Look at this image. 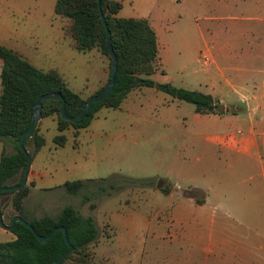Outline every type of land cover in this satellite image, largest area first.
<instances>
[{"label": "rangeland", "instance_id": "374dc122", "mask_svg": "<svg viewBox=\"0 0 264 264\" xmlns=\"http://www.w3.org/2000/svg\"><path fill=\"white\" fill-rule=\"evenodd\" d=\"M119 1L124 9L142 14L157 0ZM175 1H157L163 4L168 15L166 30L159 39L162 65L158 64L157 71L150 76L157 87L136 84L118 108L102 106L77 135L72 133V127L64 130L62 133L67 140L63 146L52 140L60 133L55 118L45 116L43 119L46 143L31 160L33 183L27 184L29 193L24 197V214L28 219L35 214L55 217L64 206L70 205L80 214L91 216L97 229V240L88 245L93 253L92 264H203L205 259L208 264L209 255L205 251L210 246L196 234L194 224L189 221L181 224L172 219L174 206L181 197L171 193L186 195L202 188L194 195L202 199L210 192L208 188L214 193V188L216 192L219 183L226 179L244 176L243 171H235V175L230 171L231 158L223 154L224 148L208 138L236 127L247 130L250 126L247 114L233 112L239 106L226 103L217 109L220 114L196 113L194 104L173 98L158 88V84L170 82L176 87L206 92L205 70L209 66L203 64L198 51L214 37H224L227 28L222 30V24L229 23L219 17L222 12L217 11L220 10H214L217 0ZM21 17L13 14L10 4L0 5V39L12 42L8 39L19 31L27 34L25 42H31L28 35L37 28L30 17L22 20ZM16 18L21 21L19 25H14ZM55 24L57 26L58 20ZM242 24L249 26L250 22ZM39 33L47 34L41 28ZM57 45L61 46V51L54 53L52 63H45L44 68L52 64L62 67L69 86L84 98L98 90L95 88L104 72L106 84L109 60L100 51L79 52L66 42ZM243 46V40L234 42L231 51L238 53ZM226 114L229 116H224ZM261 137L264 139V134ZM230 140L224 139L226 144ZM220 142L223 143V139ZM27 147L32 151L31 140ZM260 160L264 158L255 153V160L251 161ZM113 175L137 181L121 183L117 189L107 187L109 182H106L103 184L106 190L94 184L76 194L69 193L63 185L67 181L99 180ZM259 185L257 209L249 215L264 233V185ZM12 195L1 196L6 224L13 213ZM214 204L219 215L222 208L218 205L222 203L211 200L205 208L212 210ZM257 241L261 243L264 239L252 237L253 243ZM260 253L254 251L248 259Z\"/></svg>", "mask_w": 264, "mask_h": 264}, {"label": "trees", "instance_id": "16d2710c", "mask_svg": "<svg viewBox=\"0 0 264 264\" xmlns=\"http://www.w3.org/2000/svg\"><path fill=\"white\" fill-rule=\"evenodd\" d=\"M121 6V2L117 0H100V7L98 0H55L54 12L66 19L63 31L70 38L72 48L79 52L97 49L108 58V81L111 59L106 45V30L99 14L101 10L110 31L111 45L117 59L112 90L104 99L93 102L87 112L75 122L61 117L62 101L66 102V114L74 116L84 106L87 98L72 90L57 69H39L17 50L0 43L2 59L0 139L4 144L0 156V187L19 183L22 180L27 158L18 147V139L29 126L33 106L41 95L51 92L62 95V98L53 97L45 100L42 103L41 113L42 117L55 118L56 127L60 133L53 137V142L63 146L67 140L66 135L62 133L64 130L72 127L74 135H77L80 129L90 124L102 106L118 108L126 95L134 88L133 82L136 77L141 79L139 83L153 86L154 80L150 76L157 71L159 64L155 31L146 18L119 17L117 13ZM104 86L94 94L99 93ZM158 88L173 98L194 104L196 113H221L217 110L221 104L210 94L176 87L170 82L160 83ZM30 140L33 143L32 151L27 147ZM45 142V137L38 133L37 123L31 135L25 139L24 146L33 158ZM7 146H10L13 152L7 153ZM135 181L137 180L113 175L99 180L67 181L63 185L69 193L76 194L94 184H99L101 190H106L107 188L103 186L106 182H109L106 184L107 187L117 189L121 183ZM198 190L194 189L186 195L194 197L195 191ZM9 193L13 194L10 199L13 210L10 221L14 215L19 214L33 226L36 233L16 222L11 230L15 238L0 241V264H50L67 249L62 231L54 233L45 243H41L36 234L46 236L57 226L66 228L68 239L73 245L72 251L58 264H92L93 253L88 249V245L97 240V229L91 216H84L72 206L67 205L55 217L44 215L28 219L23 211V199L28 194L27 185L14 191L0 192V201L2 195ZM83 200L87 201L88 198ZM197 202L200 203L202 200ZM0 207L2 209L1 202Z\"/></svg>", "mask_w": 264, "mask_h": 264}, {"label": "crops", "instance_id": "0c3cea01", "mask_svg": "<svg viewBox=\"0 0 264 264\" xmlns=\"http://www.w3.org/2000/svg\"><path fill=\"white\" fill-rule=\"evenodd\" d=\"M157 1L149 11L142 12V14H134V11L128 8L124 9L122 5L117 15L124 18L148 19L156 34L158 63L162 65L159 39L166 30L165 23L168 15L164 12L163 4ZM4 3L10 4L13 14H20L21 20L24 17H30L29 20L37 30L28 35L31 42H25L27 34L16 31L8 39L12 42L0 39V43L17 50L39 69H57L67 82L62 67L52 64L44 68L45 63H48L47 65L52 63L53 54L61 51V46L57 43L65 44L66 42V45L68 44L72 48L70 38L63 31L66 19L58 17L59 15L54 12L55 0H0V5ZM213 7L214 10L215 8L220 10L215 11L222 12L219 17L229 23L227 26L225 23L222 24V30L224 27L227 28V32L223 33L224 37L220 36L219 39L214 37L198 51L199 54L205 53L210 58V62L204 64L209 67L205 70L208 84L205 85L206 92L203 93L210 94L219 104L239 106V109L236 108L233 112L242 111V115L247 114L250 126L247 130L236 127L235 130L216 134L208 139L215 145L224 148L223 154L231 158L230 171H234V175L235 171H243L244 176L226 179L225 182L219 183L216 192V187L214 188V193L211 187L208 188L210 192H206L202 199L190 197L181 192H172L171 195L177 194L181 197L177 206H174L172 219L181 224L187 221L194 224L196 234L210 246V249L205 251L209 255L208 264H264V241L261 243L259 241L252 242V237L255 239V236L257 240L258 237L264 239V233L260 231V226L249 215L257 209V202L260 198L258 192L261 189L259 184L264 185V160H260L258 163L251 161L255 160V153L264 158V139L260 138L264 134V0H217ZM243 11H246L247 14L245 15ZM244 21L250 22V25H243ZM19 23L21 21L19 22L16 18L14 25H19ZM40 28L47 32L45 36H41L39 33ZM240 40L244 41L243 49L238 53L232 52L231 47L234 42ZM198 57L200 59V56ZM1 66L2 59L0 58V71ZM104 78L105 72L99 78L95 89L104 85ZM229 114L224 116L228 117ZM44 118L42 117L38 122V133L42 135ZM238 130L240 133H236ZM226 138L231 139L228 144L224 141ZM219 139L220 141L223 139V143ZM3 148L4 144L0 139V156ZM6 152L11 153L13 150L7 146ZM204 173L203 171L202 175ZM31 174L29 169L27 184L33 183ZM234 181H236V185H233ZM228 183H231L232 187H229ZM177 187L179 190L183 189ZM208 189L205 188L207 191ZM197 200H202V202L198 203ZM211 200L222 203V206L218 205L222 208L219 210V215L216 212V204L212 210L205 208ZM34 217L40 216L35 214ZM14 238L15 235L11 231L0 226V241ZM254 251L261 253L252 260L248 259L252 257L251 254Z\"/></svg>", "mask_w": 264, "mask_h": 264}, {"label": "water", "instance_id": "95a60500", "mask_svg": "<svg viewBox=\"0 0 264 264\" xmlns=\"http://www.w3.org/2000/svg\"><path fill=\"white\" fill-rule=\"evenodd\" d=\"M98 6L100 7V0H98ZM99 14H100V18H101V20L103 22V25L105 27V30H106V45H107V50H108V56L111 59L109 80L107 81V83L105 84V86L103 87V89L99 93L90 95L87 98L86 103L84 104V106L74 116H69V115L66 114V111H65L66 102L64 100L62 101L61 117L63 119H65V120H68V121H71V122L78 121L87 112V110L90 108V106H91V104L93 102H97V101H100V100L104 99L109 94V92L112 90L113 85H114L115 74H116V69H117V59H116V55H115V53L113 51V48H112V45H111L110 31L108 29L104 14L102 13L101 10H99ZM139 82H141V79L136 77L134 82H133V87H135L136 84H138ZM154 85L157 87V84H154ZM53 97L62 98V95L60 93H58V92H51V93H45V94L41 95L37 99V101L35 102V104L33 106V114H32V117H31L30 124L23 131V133L20 135V137L18 139V147L21 149V151H23V153L26 155V158H27V164H26V167L24 169L23 177H22L21 182L15 183V184L1 186L0 187V192L14 191V190L21 189V188L26 186V184H27V176H28V173H29V169H30L32 158H31L30 154L28 153V151L26 150V148L24 146V141H25V139L27 137H29L31 135V133L35 129L37 123L42 118V113H41L42 103L45 100L51 99ZM158 185H160V182L158 183ZM16 222H19V223L23 224L24 226H26L29 229H31L34 233H36L34 228H33V226L19 214L14 215L12 217L10 223L6 224L4 222V220H3V215H2V211H1V207H0V226L3 229L11 231L13 229V227H14V224ZM59 230L62 231L63 238H64L65 244L67 246V249L64 252H62L50 264H58L60 262V260L63 257H65L66 255H68L73 249V245L68 239L66 228L64 226H57L46 236H42V235L36 234L38 240L41 243H45L54 233H56Z\"/></svg>", "mask_w": 264, "mask_h": 264}, {"label": "built area", "instance_id": "2783aa9c", "mask_svg": "<svg viewBox=\"0 0 264 264\" xmlns=\"http://www.w3.org/2000/svg\"><path fill=\"white\" fill-rule=\"evenodd\" d=\"M201 58L203 60V64H208L210 62L209 56L205 53L201 55ZM236 133H240V130H238Z\"/></svg>", "mask_w": 264, "mask_h": 264}]
</instances>
